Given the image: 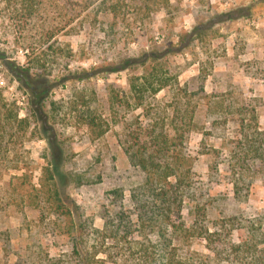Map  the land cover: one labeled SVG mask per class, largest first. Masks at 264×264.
I'll return each mask as SVG.
<instances>
[{
    "label": "rangeland",
    "instance_id": "rangeland-1",
    "mask_svg": "<svg viewBox=\"0 0 264 264\" xmlns=\"http://www.w3.org/2000/svg\"><path fill=\"white\" fill-rule=\"evenodd\" d=\"M162 1L0 0V264H83L143 179L125 149L160 131L188 170L179 254L264 264V0Z\"/></svg>",
    "mask_w": 264,
    "mask_h": 264
},
{
    "label": "trees",
    "instance_id": "trees-1",
    "mask_svg": "<svg viewBox=\"0 0 264 264\" xmlns=\"http://www.w3.org/2000/svg\"><path fill=\"white\" fill-rule=\"evenodd\" d=\"M168 1L163 0L161 5ZM110 8L114 10L116 5ZM21 71L28 73L29 69L18 66L12 69V74L18 77ZM154 82L156 85H153ZM166 84L167 79L145 80L133 88L142 93L150 89V93L155 94ZM158 134L139 145L134 141L125 149L129 165L144 174L139 184L129 188L130 212L123 207V188L118 186L111 189L110 207L103 209L100 214L103 219L102 228H90L95 236L89 251L78 252L75 243L73 252L69 254L70 259H73L74 253L77 260L89 264L93 256L102 253L111 264H194L192 259L179 254L175 243L182 232H190L189 227L184 226L181 216L182 197L187 190L185 187L189 186L186 185L189 182L186 177L188 170L182 169L183 155L171 163L167 158L169 139L162 131ZM54 208L57 212L67 214L69 226L73 229L70 210L60 204ZM79 232L82 236V232ZM205 234L206 246L214 252L221 234L207 231ZM226 246L228 253L235 254L244 248L242 243H226Z\"/></svg>",
    "mask_w": 264,
    "mask_h": 264
}]
</instances>
